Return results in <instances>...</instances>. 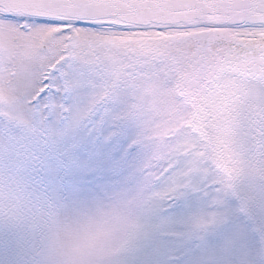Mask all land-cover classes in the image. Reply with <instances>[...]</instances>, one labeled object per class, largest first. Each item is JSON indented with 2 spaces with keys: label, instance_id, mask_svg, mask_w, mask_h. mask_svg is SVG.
<instances>
[{
  "label": "snow or ice",
  "instance_id": "1",
  "mask_svg": "<svg viewBox=\"0 0 264 264\" xmlns=\"http://www.w3.org/2000/svg\"><path fill=\"white\" fill-rule=\"evenodd\" d=\"M0 264H264V0H0Z\"/></svg>",
  "mask_w": 264,
  "mask_h": 264
},
{
  "label": "rangeland",
  "instance_id": "2",
  "mask_svg": "<svg viewBox=\"0 0 264 264\" xmlns=\"http://www.w3.org/2000/svg\"><path fill=\"white\" fill-rule=\"evenodd\" d=\"M117 179H118V177L115 175H109L107 177L98 176L96 178V181H98V182H96V183L89 182L90 184L94 183V186L88 187V188L82 190L79 193V195H81L82 197H87V198H91L94 196H102L103 192L105 190V186L114 184Z\"/></svg>",
  "mask_w": 264,
  "mask_h": 264
}]
</instances>
